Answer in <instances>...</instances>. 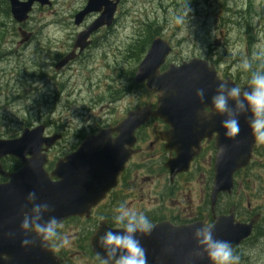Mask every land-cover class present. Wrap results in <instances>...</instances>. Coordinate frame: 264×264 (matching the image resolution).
<instances>
[{
	"label": "water",
	"instance_id": "1",
	"mask_svg": "<svg viewBox=\"0 0 264 264\" xmlns=\"http://www.w3.org/2000/svg\"><path fill=\"white\" fill-rule=\"evenodd\" d=\"M119 1H86L83 10L75 15L74 23L78 25L90 13L100 15L85 32L77 35L75 47L82 49L85 46L82 41L91 32L113 23ZM9 2L12 17L17 23L27 19L34 3L40 6L50 5L49 0ZM213 46L219 47V41H214ZM170 52L169 43L155 37L135 71L134 84H144L145 90L157 95L155 109L152 111L149 106L137 107L128 111L126 117L112 128L87 137L77 150L55 163L50 174L55 180L43 168L45 154H40L39 149L42 127L32 131L25 130L14 141L0 140V158L11 155L23 164L20 170L11 175L5 174L0 165V175L8 177V182L0 184V264H59L52 248L45 250L39 243L29 247L21 246L25 236L19 229L20 210L26 204L27 194L34 191L40 201L49 203L53 209L51 215L57 217L59 223L68 217H89L91 209L115 187L119 172L124 169L132 154L135 130L151 117L168 125L175 138L168 149L173 150L176 156L165 165L170 178L186 172L199 150V141L203 138L209 139L212 133H216L214 147L217 152L213 163L211 206L219 194L231 195L233 175L249 164L256 140L250 134L246 123L247 114L240 117L239 135L235 139L226 137L221 126L223 117L212 111L209 99L215 93L219 82L235 84L229 78L219 79L213 64L196 57L179 65L170 64L163 73H159L160 66ZM73 58V53L68 54L57 68ZM197 88L205 90L204 103L195 96ZM206 109H209L207 115ZM113 133L116 134L115 138H111ZM55 139H43L46 146L44 151ZM221 149L223 153L218 155ZM27 155L29 158H25ZM213 220L214 235L235 247L250 237L257 218L248 223H240L235 221L233 210L230 209L228 215L214 217ZM200 224L173 227L166 222L155 225L150 236L141 238V244L146 249L147 264H187L195 249L192 231ZM107 230L110 228L101 223L90 239L91 250L95 256L96 253L103 255L96 242ZM4 233H14L12 241ZM20 250L22 256L18 255ZM195 264H208V261L199 258Z\"/></svg>",
	"mask_w": 264,
	"mask_h": 264
},
{
	"label": "flooded vegetation",
	"instance_id": "2",
	"mask_svg": "<svg viewBox=\"0 0 264 264\" xmlns=\"http://www.w3.org/2000/svg\"><path fill=\"white\" fill-rule=\"evenodd\" d=\"M29 18L22 24L15 23L10 13L9 1L0 0V75L5 71V64L9 63L8 65H11L14 61L19 64L21 62L19 55L24 56L23 51L25 50L26 52L35 51L36 55H55V58L50 62L47 60L41 62L35 58V72L20 84L31 87L30 90L27 89L30 92L25 96L27 102H30L31 108L25 110L23 117H5L4 119L1 116L11 103L8 98L1 100L3 86L4 84H10V80L7 79V76H4L3 81L0 80V140L14 141L21 136L23 131H32L37 127H42L41 136L39 134L41 141L39 149L41 150L40 154H45L44 170L51 176L50 173L54 169L55 163L65 154L75 151L87 137L96 135L101 130L112 128L126 116L128 111L138 106H149L151 110H154L157 96L148 93L151 96V102L149 103L133 105L118 114L113 113L109 116L105 114L100 119L90 118L81 128L79 125L72 128V124L67 127L59 118V114L62 113L60 101L63 99L66 103H71L72 99L74 102L78 100V98H71L76 92L75 85L77 86V83L72 82V78L76 74L71 75L68 70L76 68V73L82 72L83 69L86 70L87 66L83 64L92 61L94 54L105 45L102 42L107 38L105 34H108L109 31L103 30H107L106 27L100 28L88 36L86 47L83 50H74L76 35L91 23L93 16H87L78 26L73 24L78 30L72 31L67 42L62 44L54 41V38L49 35L50 32L43 30L42 24H31ZM51 25L55 28L58 24L51 22ZM46 27L50 29L51 26ZM72 52H74V58L65 66L57 68L60 61ZM113 62L112 67L120 70L118 57ZM165 68L166 64L161 67L160 72L164 71ZM48 70L51 72L49 73ZM62 73L68 74L63 75L60 80L58 78ZM89 77V79L84 80L82 85L93 90L96 84L92 82L91 76ZM124 79L128 82L127 85H124ZM132 79L131 72L128 73L127 78H123L122 71H117L113 78H110L113 83L110 84L106 80V88L103 92H100L96 102L103 101L104 104L108 103L106 107H113L126 96H133L134 90H138L140 87L143 88V85H134ZM92 102H95L94 98ZM89 107H91L90 104ZM89 107L83 106L80 110L71 111L70 115L80 118L86 114ZM206 111L209 112L208 109ZM76 113L79 115H76ZM55 115H57V118H54ZM70 122L72 123V120ZM170 131V127L162 120L153 117L135 130L134 144L131 147L132 154L124 169L119 173L115 187L91 209L89 217L73 216L59 223L58 231L61 236L67 237L70 241L68 245L63 247H52L53 254L59 264H98L96 256L91 250L90 239L101 223L110 229H116L112 218L115 209L121 203H125L134 211L143 212L154 225L167 222L173 227L204 222L212 223L214 217L227 214L225 208L221 209L219 198L213 206H211L210 201L213 163L216 153L214 147L216 133H212V137L209 139L203 138L199 141V150H197V154L193 157L185 173L170 178L165 165L176 156L173 150L168 149L169 144L174 142L175 139ZM115 137L116 134L113 133L111 138ZM44 138H56L46 151H44L46 148L43 142ZM25 158H29V156L27 155ZM0 165L2 171L7 175L16 173L23 166L19 159L11 155L0 158ZM197 171L203 190L200 196L197 197V204L193 206L192 198H187V204L182 199L186 197V188L194 182ZM141 173L145 174L142 175ZM181 178L184 180L186 187L180 181ZM51 179L55 180L53 177ZM7 181L8 177L6 175H0V184ZM148 185L150 190L146 191L147 196L144 199L143 194L140 193L141 191L145 193L143 190ZM151 194H153V205L151 204ZM188 203H190L189 206ZM246 219V217L242 218V220L247 221ZM7 234L4 233L3 235L12 241L13 237L10 238ZM245 243L244 241L233 251L244 250ZM24 254H26L25 249ZM18 255L22 256V250Z\"/></svg>",
	"mask_w": 264,
	"mask_h": 264
},
{
	"label": "rangeland",
	"instance_id": "3",
	"mask_svg": "<svg viewBox=\"0 0 264 264\" xmlns=\"http://www.w3.org/2000/svg\"><path fill=\"white\" fill-rule=\"evenodd\" d=\"M85 1L52 0L51 7H34L29 15L30 22L33 25L42 24L43 30L49 31L54 41L65 43L70 33L78 30L72 23L73 16ZM186 3L190 9L188 15L185 14ZM51 22L58 25L54 28ZM147 24L151 25L154 37L159 35L171 42V63H179L192 57L202 58L213 62L219 68L221 76L232 78L240 86L247 83L251 72L264 71V0H121L113 26L107 30L103 29L109 31L105 34L107 38L102 42L105 45L94 54L92 61L83 64L87 69L77 73L76 68L68 70L71 75L76 74L72 78V82L77 83L76 92L71 98L78 100L74 102L72 99L71 103H66L63 99L60 101L62 113L59 118L63 124L67 127L72 124V128L79 125L81 128L90 118L100 119L105 114H118L133 105L151 102V96L142 88L135 89L133 96H126L113 107H106L108 103L104 104L103 101L96 102L100 92L106 88V80L110 84L113 83L110 78H113L117 71H122L123 78H127L128 73L136 68V63L142 57L139 46L148 35L145 31ZM46 26L51 27L49 29ZM216 40H220L219 47H213ZM83 49L84 47L81 50ZM23 53L24 56L19 55V64L14 60L11 65L5 64V71L0 75V80L4 76L10 80V84H4L1 97V100L10 99L11 103L1 115L4 119L23 117L25 110H30L31 104L25 96L30 92L27 89L30 90L31 87L20 84L35 72V58L41 62H50L55 58V55L51 54L36 55L35 51L25 50ZM117 57L121 71L112 67ZM245 60L251 65L248 72L240 67ZM68 73H62L58 79L61 80L62 76ZM89 76L96 84L93 90L82 85ZM127 83L124 79V85ZM93 98L95 102H92ZM83 106L89 107L85 115L80 118L70 115L71 111L80 110ZM56 116L54 118H57ZM197 174L198 171L194 182L186 188V197L182 199L187 204V198H192L193 206L197 204V197L203 190L200 176ZM180 181L186 187L182 178ZM185 181L187 182L186 179ZM235 183L236 193L231 200L221 199V207L231 202L238 205V216L244 217L249 211L255 210L261 214V220L251 240L244 244V250L235 251L234 254L240 257V264H264V144L258 142L257 152L253 155L250 166L235 176ZM148 190L149 185L144 188L145 193H140L144 199ZM151 202L153 205V194Z\"/></svg>",
	"mask_w": 264,
	"mask_h": 264
},
{
	"label": "clouds",
	"instance_id": "4",
	"mask_svg": "<svg viewBox=\"0 0 264 264\" xmlns=\"http://www.w3.org/2000/svg\"><path fill=\"white\" fill-rule=\"evenodd\" d=\"M189 12L186 3L185 14ZM240 67L248 72L251 65L245 60ZM195 96L204 103L205 90L197 88ZM209 104L215 114L223 117L221 126L226 137L235 139L239 135L240 117L247 114L250 134L257 142L264 144V71L251 72L244 88L228 81L219 82ZM222 153V149L218 151V155ZM25 199L26 204L20 210L19 229L25 236L21 246L39 243L41 248L47 250L53 246L68 245L69 239L58 231L59 220L51 215L53 209L50 204L40 201L34 191L29 192ZM112 219L117 230L105 231L96 242L103 252V255L96 253L98 264H147L146 249L141 244V238L151 235L155 227L153 222L143 212L134 211L125 203L115 209ZM7 235L11 238L15 234ZM192 239L195 249L187 264H195L199 258L206 259L208 264H240V257L234 254L232 245L214 235L213 223L204 222L195 227Z\"/></svg>",
	"mask_w": 264,
	"mask_h": 264
},
{
	"label": "trees",
	"instance_id": "5",
	"mask_svg": "<svg viewBox=\"0 0 264 264\" xmlns=\"http://www.w3.org/2000/svg\"><path fill=\"white\" fill-rule=\"evenodd\" d=\"M156 30V29H155ZM148 35L144 37V39L141 41V44L139 46V53H140V56H142V54L145 52V50L148 48L149 44H150V41L153 37V33L154 31L151 32V25L150 24H147L146 25V30H145ZM155 34V33H154ZM229 205V204H228ZM237 209V205H235V210ZM249 214V217L253 214L251 212H248ZM238 216V215H237ZM239 217V216H238ZM256 229H258V225L256 226ZM252 238V237H251ZM251 238L249 240H251ZM235 251V250H234Z\"/></svg>",
	"mask_w": 264,
	"mask_h": 264
}]
</instances>
